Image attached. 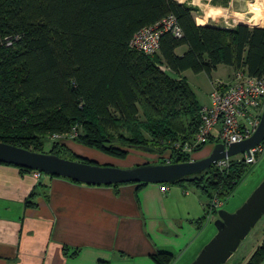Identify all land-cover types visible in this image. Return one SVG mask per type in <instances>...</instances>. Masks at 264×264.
<instances>
[{
    "label": "trees",
    "instance_id": "16d2710c",
    "mask_svg": "<svg viewBox=\"0 0 264 264\" xmlns=\"http://www.w3.org/2000/svg\"><path fill=\"white\" fill-rule=\"evenodd\" d=\"M260 6L264 10V0ZM197 10L178 0H0V141L46 152L51 137L76 132L75 142L122 159L130 148L148 146L153 153L169 150L171 162L190 160L174 143L194 140L202 105L178 76L186 70L211 76L220 64L264 75V25L198 24ZM168 14L177 17L181 37L163 30L152 55L131 47L139 30ZM47 152L95 163L58 140ZM250 169L234 160L223 171L212 165L168 184L193 186L209 202L214 195L225 201ZM208 215L207 207L200 228ZM261 234L243 264L264 261V228ZM154 259L170 264L174 257L160 251Z\"/></svg>",
    "mask_w": 264,
    "mask_h": 264
},
{
    "label": "crops",
    "instance_id": "0c3cea01",
    "mask_svg": "<svg viewBox=\"0 0 264 264\" xmlns=\"http://www.w3.org/2000/svg\"><path fill=\"white\" fill-rule=\"evenodd\" d=\"M263 16L264 10L260 22ZM236 71L220 64L211 76L186 70L178 77L187 80L205 106L211 103L213 82H231ZM204 79L210 86L202 103L198 90ZM219 130L217 125L203 148L192 154L193 160L211 153ZM66 145L75 153L81 147ZM161 187L134 182L92 185L53 175L40 181L32 171L0 162V264H160L154 259L160 251L173 255L170 264H189L216 233L209 236L207 231L211 217L198 225L209 200L195 187L170 185L166 192Z\"/></svg>",
    "mask_w": 264,
    "mask_h": 264
},
{
    "label": "water",
    "instance_id": "95a60500",
    "mask_svg": "<svg viewBox=\"0 0 264 264\" xmlns=\"http://www.w3.org/2000/svg\"><path fill=\"white\" fill-rule=\"evenodd\" d=\"M234 8L247 12L250 0ZM258 26V25H257ZM264 140V111L254 134L243 141L231 143L226 148L223 142L215 144L211 153L201 159L181 161L176 157L172 162L144 163L130 167L99 165L62 157L54 153L38 152L0 141V162L38 170L44 175H57L73 181L92 185H116L121 183H172L190 175L202 173L227 157L247 152ZM145 150L155 151L143 146ZM264 216V178L234 211L218 210L214 236L202 247L190 264H225L234 256L243 240Z\"/></svg>",
    "mask_w": 264,
    "mask_h": 264
},
{
    "label": "built area",
    "instance_id": "2783aa9c",
    "mask_svg": "<svg viewBox=\"0 0 264 264\" xmlns=\"http://www.w3.org/2000/svg\"><path fill=\"white\" fill-rule=\"evenodd\" d=\"M233 25V24H232ZM171 31L175 36H182V29L174 14H168L154 26H146L139 30L131 40V47L145 54H155L160 50V35L162 31ZM210 105L202 106L200 110L201 123L192 142L174 143L175 150L189 155L190 160L195 149L206 143L213 129L220 125L218 142H223L226 148L231 143L250 138L256 131L264 111V75L253 76L241 69L236 71L231 82L222 79L213 82L210 93ZM76 132L67 138H74ZM65 136H53V140L64 139ZM264 155V140L247 152L216 161L213 165L217 170L227 169L232 161L244 160L248 164H256ZM168 159L166 162H171ZM33 176L40 179L43 173L33 170ZM45 176V175H44ZM162 191L166 192L170 184L163 183ZM187 193L188 190H185ZM224 205L217 195L209 202L208 217L218 213Z\"/></svg>",
    "mask_w": 264,
    "mask_h": 264
},
{
    "label": "rangeland",
    "instance_id": "374dc122",
    "mask_svg": "<svg viewBox=\"0 0 264 264\" xmlns=\"http://www.w3.org/2000/svg\"><path fill=\"white\" fill-rule=\"evenodd\" d=\"M179 2H189L190 4H193L198 7V10L194 13L196 17V21L198 24H207L212 23L214 25H219L227 28H232L233 26H236L237 24H245L250 27L259 26L262 24V21L260 22L259 16L260 11H262L260 6V0H250L247 12H240L236 10L235 6H240L243 4V2H234L230 1L228 6H222V5H214L211 3V0H178ZM249 9H252L255 13V19H250L252 17V13ZM239 12V15L236 13ZM242 13V14H240ZM264 17V16H263ZM253 20V21H252ZM256 20H258L256 22ZM254 22V23H253ZM256 22V24H255ZM233 24V25H232ZM183 51V48H180L178 50V53H181ZM192 74H196L193 71H191ZM205 78V75H200ZM195 82L192 80V84ZM205 85V86H204ZM210 86V82L208 79H204V82L200 83L201 90H198V95L200 98V101L202 103L206 102V98L208 97V94L206 93V87ZM195 87V86H194ZM202 91V92H201ZM139 118L144 120V110L140 106V114ZM148 136V134H146ZM149 137V136H148ZM51 137L46 143H45V151H49L51 148V145H53L54 140ZM73 138L67 139V141H63L65 143L62 144H69L71 146H81L78 148L77 154L88 158L92 161H95V163L99 165H113L116 167H130L135 164H142L147 162H155L156 160H162V159H171L172 157L168 155V153H153L151 151H147L144 149L139 148H130L129 154L125 158L126 161H122V158H118L116 156H112L109 154H105L103 152H100V155H93L92 150L84 149L83 145H80L79 143H74L72 140ZM67 146V145H66ZM88 148V147H87ZM203 147L199 148L195 151L198 152ZM87 152V153H86ZM63 153L68 154L67 152L63 151ZM69 157V156H65ZM264 178V155L260 158V160L256 163L251 165V169L246 173L244 178L240 181L237 188L234 190V192L224 201V205L221 209H226L229 211L236 210L239 206H241L245 200L249 197V195L253 192V190L257 187V185L262 181ZM190 187V186H188ZM193 187V186H191ZM218 215L214 214L211 216V219L207 221V231L210 232L209 236L214 232L217 231V228L215 226V220L217 219ZM264 228V216L263 218L258 222L256 227L251 230V232L247 235V237L243 240L241 246L238 248L237 252L234 254L232 259L229 260V262L225 264H243V258L244 256H248L255 245H257L258 241L261 240L262 237V230ZM261 232V233H260ZM190 264V263H189Z\"/></svg>",
    "mask_w": 264,
    "mask_h": 264
},
{
    "label": "bare ground",
    "instance_id": "6f19581e",
    "mask_svg": "<svg viewBox=\"0 0 264 264\" xmlns=\"http://www.w3.org/2000/svg\"><path fill=\"white\" fill-rule=\"evenodd\" d=\"M250 10V12L252 13V17L250 18V19H255L254 17H255V13L253 12V10L252 9H249ZM238 15H239V12H236ZM240 14H242V13H240ZM243 15V14H242ZM253 21V20H252Z\"/></svg>",
    "mask_w": 264,
    "mask_h": 264
}]
</instances>
